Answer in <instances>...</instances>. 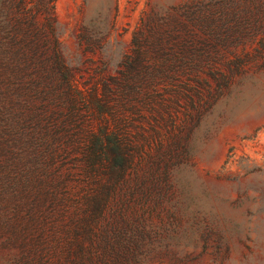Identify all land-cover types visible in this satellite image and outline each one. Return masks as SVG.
I'll return each instance as SVG.
<instances>
[{"label":"rangeland","instance_id":"rangeland-1","mask_svg":"<svg viewBox=\"0 0 264 264\" xmlns=\"http://www.w3.org/2000/svg\"><path fill=\"white\" fill-rule=\"evenodd\" d=\"M25 4L39 9L38 24L52 9L57 54L78 74L117 90L130 135L146 139V162L172 157L174 184L132 205L145 211L142 231L95 255L117 257L108 264H264V0ZM34 41L25 53H56L48 27ZM124 57L145 58L130 68Z\"/></svg>","mask_w":264,"mask_h":264},{"label":"trees","instance_id":"trees-1","mask_svg":"<svg viewBox=\"0 0 264 264\" xmlns=\"http://www.w3.org/2000/svg\"><path fill=\"white\" fill-rule=\"evenodd\" d=\"M25 1L0 0V264H108L117 257L96 248L142 231L132 205L174 184L172 157L146 162L117 90L57 54L52 9L38 24ZM46 27L56 53H25Z\"/></svg>","mask_w":264,"mask_h":264}]
</instances>
